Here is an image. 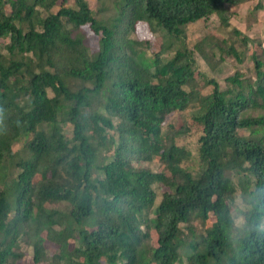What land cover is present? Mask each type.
<instances>
[{
	"label": "trees",
	"instance_id": "1",
	"mask_svg": "<svg viewBox=\"0 0 264 264\" xmlns=\"http://www.w3.org/2000/svg\"><path fill=\"white\" fill-rule=\"evenodd\" d=\"M252 1L97 0L96 13L88 0L57 12L60 0H0V173L17 171L2 178L0 264L20 258L23 241L35 264L46 241L59 264H264L262 41L219 43L254 66L223 87L196 69L197 52L216 59V39L174 47L212 16L230 28L232 9ZM139 23L168 36L152 57L133 37ZM192 105L191 121H169ZM194 134L196 174L178 141ZM21 140L22 156L12 150ZM156 185L167 188L159 205Z\"/></svg>",
	"mask_w": 264,
	"mask_h": 264
},
{
	"label": "rangeland",
	"instance_id": "2",
	"mask_svg": "<svg viewBox=\"0 0 264 264\" xmlns=\"http://www.w3.org/2000/svg\"><path fill=\"white\" fill-rule=\"evenodd\" d=\"M90 7L96 13H99L100 5L97 0H88ZM62 0L53 8V12H57L62 5ZM74 0H68L65 6H71ZM258 2H262L264 6V1L262 0H254L252 2L245 3L241 6L233 8L232 11L234 13L231 18V26L230 28H226L221 25L219 19L216 16H212L204 22H200L198 24L191 25L186 29V38L183 39V44H179L174 42L175 48H190L193 49L194 45L203 39L205 36H209L213 39H216L218 45H215V54L217 55L215 60L211 61V64L207 63V61L197 52L196 57V69L203 73L208 79H215L219 84L223 87L224 80L236 73L237 71H241L246 75H250L253 72V64L249 62L248 58H245L243 63L238 62L234 57L223 53L221 51L224 49V46H221L222 41L228 42L229 44L232 41L236 40L238 42V47L243 50L241 46V38L246 37L249 40L258 39L262 41L264 46V8L262 10H255V6ZM107 6H110V3H107ZM6 9L9 10V6H6ZM99 16V14H97ZM102 16V15H101ZM237 30L240 33V36H236L233 31ZM84 34L87 36L88 43L90 46L97 47L98 37H96L93 33H91L88 29L84 31ZM134 39L142 42L143 46H139V49L146 51L148 57H152L153 53L160 50L162 43L164 41H168V36L165 31L161 30L157 34H153L149 29L147 24L139 23L136 27L135 33L133 35ZM173 40V39H171ZM0 43L3 45L4 40L1 39ZM251 43L249 42V47ZM210 50V49H209ZM208 50V53L210 51ZM251 52V50H250ZM176 53V49L172 50L171 53L167 54L166 57H173ZM249 51L245 52V56L248 57ZM221 57L224 59L223 62H220ZM202 84V80H199ZM202 86V85H201ZM212 91V87L209 86L203 90V94H210ZM198 110L197 105H192L186 111L171 116L170 122L173 124H177L179 121L189 122L192 120V116L195 115ZM64 130L66 133L71 132V128L69 125H64ZM199 134L188 135L180 138L179 144L185 145L191 152V159L188 162L184 163V167L188 168L195 174L199 171L200 160H199V144H198ZM13 152L18 153L19 155H23V144L22 140L13 144L12 147ZM153 171H162L163 166L155 161L151 165H149ZM12 173L16 175L17 171L11 168L10 164L4 166L3 170L0 173V191L3 189L2 178L9 180V176L11 177ZM13 175V177H15ZM234 183L237 187V192L235 194V203L238 207H243L245 205V201L242 198L241 189L238 186V178H234ZM158 198L156 201V205H159L163 196V193L167 190V188L163 185L155 186ZM51 209L57 208H65V205H48ZM237 221H243L241 218L236 219ZM211 223V222H210ZM242 223V222H241ZM241 223H237L240 225ZM30 243L23 241L20 245V250L17 253H20V258L11 259L8 264H35L34 263V253L32 246ZM45 249L47 251V258L40 264H59L58 261L54 260L53 256H57L59 254V247L49 241L45 243Z\"/></svg>",
	"mask_w": 264,
	"mask_h": 264
},
{
	"label": "clouds",
	"instance_id": "3",
	"mask_svg": "<svg viewBox=\"0 0 264 264\" xmlns=\"http://www.w3.org/2000/svg\"><path fill=\"white\" fill-rule=\"evenodd\" d=\"M242 221H237V223L239 224V223H241Z\"/></svg>",
	"mask_w": 264,
	"mask_h": 264
}]
</instances>
